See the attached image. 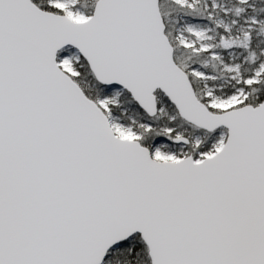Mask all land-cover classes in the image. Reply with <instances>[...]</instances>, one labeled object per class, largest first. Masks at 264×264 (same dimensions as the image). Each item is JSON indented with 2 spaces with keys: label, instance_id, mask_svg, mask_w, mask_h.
<instances>
[{
  "label": "snow or ice",
  "instance_id": "6c2138e0",
  "mask_svg": "<svg viewBox=\"0 0 264 264\" xmlns=\"http://www.w3.org/2000/svg\"><path fill=\"white\" fill-rule=\"evenodd\" d=\"M0 264H264V0H0Z\"/></svg>",
  "mask_w": 264,
  "mask_h": 264
}]
</instances>
